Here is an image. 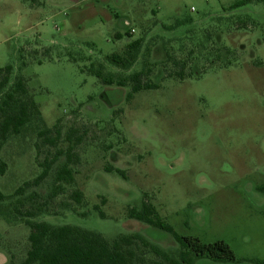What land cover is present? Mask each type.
<instances>
[{
    "label": "rangeland",
    "instance_id": "374dc122",
    "mask_svg": "<svg viewBox=\"0 0 264 264\" xmlns=\"http://www.w3.org/2000/svg\"><path fill=\"white\" fill-rule=\"evenodd\" d=\"M236 1L79 0L74 8L78 1L48 0L30 19L22 0H0V68L13 67L12 83L20 75L28 80L44 123L33 118L0 151L8 165L0 176L6 197L0 201V264L25 260L30 231L15 208L30 210L34 192L51 194L65 163L61 159L40 187L14 196L55 152L37 145L39 132L57 124L63 131L59 149L67 150L70 128L83 135L76 149L82 162L73 186L51 205L59 215L31 221L79 227L110 241L137 234L178 259L182 248L172 234L128 217L147 202L178 236L223 241L235 255L233 261L200 257L194 264L264 261V2L230 10ZM63 19L69 31L61 39L56 28ZM177 21L182 25L171 29ZM117 33L122 40H115ZM138 39L143 48L130 70L106 61ZM46 47L52 61L32 62L44 60ZM147 48L159 89L139 92L129 103L130 88L104 86L81 73L100 63L116 75L139 72ZM19 56L30 62L26 68ZM176 61L185 64V81L165 78L163 65L173 72ZM109 165L126 177L105 172ZM73 191L84 194L79 206L70 200ZM146 259L150 264L155 257Z\"/></svg>",
    "mask_w": 264,
    "mask_h": 264
},
{
    "label": "trees",
    "instance_id": "16d2710c",
    "mask_svg": "<svg viewBox=\"0 0 264 264\" xmlns=\"http://www.w3.org/2000/svg\"><path fill=\"white\" fill-rule=\"evenodd\" d=\"M251 2H264V0H238L229 9L235 10ZM181 23L177 21L176 26L171 29L181 26ZM126 36L130 38L131 34L127 33ZM115 37L120 40L123 35L117 34ZM143 44L142 39L133 40L126 46L123 54L113 53L106 57V61L117 69L128 71L138 62ZM150 52V48H147L143 69L131 75L109 73L102 63L92 64L89 68L82 69L81 73L95 77L104 86L130 88V92L126 95V102L129 103L139 92L159 89V86L152 81L155 65L149 61ZM50 54L51 49L46 48L43 54L44 60L37 61L31 58L32 62L42 65L45 61H52ZM19 59L23 68H26L30 63L22 60L20 56ZM69 59L76 63L73 58L69 57ZM174 66L176 70L171 72L166 64L163 65L166 73L165 78L185 81L188 78L185 74V64L176 61ZM13 72L14 69L10 65L0 68V151L9 137L22 134L33 118L38 119L44 125L40 107L29 89L28 80L20 75L12 83ZM62 133L59 124L53 128H44L39 132L38 137L42 142L37 145L38 151L41 146H44L54 149L55 152L44 159L40 166L42 169L40 175L32 181L24 183L14 195L21 197L28 190L40 187L47 180L55 165L61 159H65L64 165L56 172L51 194L43 197L34 192L28 197L32 204L30 210L23 212L21 208H15V213L24 220L30 231L29 250L25 260L20 264H148L146 259L148 254L155 257V260L150 264H194L200 257H208L217 261L235 260L234 252L223 241L203 243L195 237L178 236L173 228L162 220L156 208L147 202H143L140 210L130 209L128 217L172 234L182 248L178 259L171 258L160 248L137 234L120 236L110 241L100 233L79 227L52 226L45 222L31 221V219L44 214L59 215L57 212H52L51 205L66 193V187L73 186L75 167L82 162L76 149L82 145L83 135L77 128H70L64 138L68 144L67 150L64 151L59 149ZM7 170L8 165L0 160V176L5 175ZM105 172L126 177L125 171L112 165L107 166ZM5 199L6 197L0 193V201ZM70 200L79 206L84 201V194L80 191H73ZM64 209L74 210L70 205L65 206ZM81 215L85 216V214ZM100 215L105 218V214L101 211ZM11 264L17 263L12 261ZM258 264H264V261Z\"/></svg>",
    "mask_w": 264,
    "mask_h": 264
},
{
    "label": "crops",
    "instance_id": "0c3cea01",
    "mask_svg": "<svg viewBox=\"0 0 264 264\" xmlns=\"http://www.w3.org/2000/svg\"><path fill=\"white\" fill-rule=\"evenodd\" d=\"M22 1H23V3L27 4V5L29 6L30 11H32V12H30V15H29V18L31 19L33 13H34L35 11H37V10H40L41 8H44V7L46 6V1H48V0H45V1L42 0V2L39 3L38 5H33V4H34V3H33V0H22ZM75 1H78V2H77V3H74V4H76L74 8H77V6H78V4H79V0H74V2H75ZM96 1H99V0H96ZM35 13H36V12H35ZM24 20H26V19H23V21H24ZM126 25H127L128 27H130V24H129L128 22H126ZM56 30H57V32H58V35L61 37V39L65 38V37L67 36V34H68V31H69V24H68L67 20H65V19L61 20V22H60V26H57ZM133 30H134V33H135V29H131V30H130V34L132 33ZM117 34L122 35L121 33H117ZM117 34H116V35H117ZM132 34H133V33H132ZM116 35H115V36H116ZM122 39H123V38H122ZM122 39H120V40H122ZM115 40H117V39H115ZM118 41H119V40H118ZM129 43H130V42L128 41L127 45H128ZM127 45H126V46H127ZM46 48H48V47H46ZM48 49H50V48H48Z\"/></svg>",
    "mask_w": 264,
    "mask_h": 264
},
{
    "label": "built area",
    "instance_id": "2783aa9c",
    "mask_svg": "<svg viewBox=\"0 0 264 264\" xmlns=\"http://www.w3.org/2000/svg\"><path fill=\"white\" fill-rule=\"evenodd\" d=\"M88 1V0H87ZM132 33H134V30L132 31Z\"/></svg>",
    "mask_w": 264,
    "mask_h": 264
}]
</instances>
